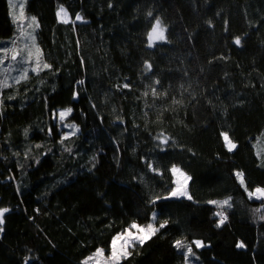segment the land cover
<instances>
[{"label":"trees","instance_id":"1","mask_svg":"<svg viewBox=\"0 0 264 264\" xmlns=\"http://www.w3.org/2000/svg\"><path fill=\"white\" fill-rule=\"evenodd\" d=\"M24 14L51 68L0 89V264H83L153 213L168 224L121 264H184L176 240L203 242L190 264H264V198H249L264 188V0H26ZM19 24L0 0V49ZM173 165L192 199L164 198Z\"/></svg>","mask_w":264,"mask_h":264},{"label":"snow or ice","instance_id":"2","mask_svg":"<svg viewBox=\"0 0 264 264\" xmlns=\"http://www.w3.org/2000/svg\"><path fill=\"white\" fill-rule=\"evenodd\" d=\"M8 2H9L10 8L14 9L17 7L16 0H8ZM18 6L20 8V14L18 17L14 13H10L13 17V23H16L17 20L22 19L24 17L23 0H20ZM62 15H64V16L67 15V13L65 12V10L63 8H61L57 12L58 17H61ZM149 15H151V13H149ZM81 19H82V17H80L79 15L76 16V20H81ZM31 22L32 23H30L28 25L29 28L32 27V24H35L36 27H39L38 23L36 22L35 17H31ZM65 22H67V21H65ZM33 31H34V29H33ZM26 35L30 41L35 40V37L31 32H28ZM164 39H165L164 29L161 27L160 20L157 19L155 24H153L151 26V30L147 33L148 44H149V46H152L156 41H160V40H164ZM234 43L236 45H239L240 44V38L239 37L235 38ZM13 45H15V41H13ZM26 47H28V45H26ZM10 51L13 53L11 55V61L17 62V63H26L27 62L23 57H21L20 61H17V57H18V55H20V53L15 52L14 48L13 49L2 48V49H0V52L5 53V55L0 56V66L4 65L5 59L8 58L6 54L9 53ZM32 56H33V53L31 50H29L28 59L30 60L32 58ZM34 65L35 66L31 69L33 72H38L42 69H50L51 68L50 64L43 63L41 61L39 49H37ZM150 68H151V66L146 64V70H150ZM10 70H12L11 64H9L8 67L3 68V72L0 73V75H3L4 73H9ZM27 74H28V68L25 67L19 71V74L17 76L11 77V79L14 82L18 83L21 79H26ZM8 78L9 77L7 75H4V78L0 79V89H3L4 87H10V85L7 83ZM80 83H83V81H80ZM157 83H159V82L157 81ZM124 87L127 88L128 85L125 84ZM153 93L155 94V89H153ZM145 94L147 95V93H145ZM0 103H2V101H0ZM72 111H73L72 108H67V109L61 110L59 112L60 123H63L65 118L68 117L72 113ZM54 118H55V116H54ZM64 127L68 128V129H72V131L62 134L61 141H60L61 143H63L64 140L68 139L70 136L74 135L76 132L79 131L78 126L71 124V123L64 124ZM49 132H51V129H49ZM221 135L223 137V140L225 141L226 147H228V150L229 151L233 150L236 147V144L230 140L228 133L223 132V133H221ZM160 142L162 144H166L168 141H167V139H161ZM149 167H152V166L149 165ZM154 170L158 171L157 169H154ZM170 171L173 174V176L176 177V179L173 181L175 184V187H172L170 189V191L168 192V196L164 197V198L167 199V198L187 196L188 199H192L191 196L187 195V184L191 178L188 177L185 173H183L175 165L172 166ZM236 175H237V178H238L240 184L242 186H244L245 182L243 179V173L237 172ZM245 190L247 191L246 187H245ZM254 195L256 196L257 199L264 198V188L257 187L253 192H249V198L250 199ZM156 199L159 200V199H161V197H157ZM230 199L231 198L225 199L223 201H209V203L215 204L220 208H223L224 206L231 207V204L229 202ZM153 203H155V201H153ZM8 212H9L8 208H0V225H2L4 223L3 218H4L5 214ZM215 215H217L220 218L219 222L217 224V227H219L220 225H222L224 223V221L227 219V217L223 211H218ZM155 220H156V214L153 213V216H152L153 222L148 223L146 226H143V225H140V224L133 222L129 226V228H126L123 232L118 233L116 236H114L112 238L111 244H110V248H111L110 255L106 258L104 257V249L103 248L96 249L95 253L93 254V257L98 258V259H96V264H121L122 259L127 258L128 256L131 255L129 248H134L137 243L143 244L147 239H150L152 235H154L156 232H158L160 229L164 228L168 224V221L165 220L159 224V227H156L155 223H154ZM2 230L3 229L0 228V231H2ZM133 230H135V231H133ZM192 244H194L197 249L203 246V242L200 240H195L192 242ZM192 244H186L181 240H176L174 242V247H176L177 249H183L184 250L182 253L183 257H184V264H190V258L195 257V253L193 251ZM243 246L244 245L242 243L237 245V247H243ZM93 257L87 258L83 262V264H88V260L93 259ZM25 264H28L27 259L25 261Z\"/></svg>","mask_w":264,"mask_h":264},{"label":"rangeland","instance_id":"3","mask_svg":"<svg viewBox=\"0 0 264 264\" xmlns=\"http://www.w3.org/2000/svg\"><path fill=\"white\" fill-rule=\"evenodd\" d=\"M26 0H23V4H24V2H25ZM19 2H20V0H16V3H17V7L16 8H10V6H9V10H10V13H14L17 17L19 16V14H20V8H19ZM8 4H9V2H8ZM61 9V8H60ZM59 9V10H60ZM58 10V11H59ZM65 10V9H64ZM57 11V12H58ZM66 12V11H65ZM67 13V12H66ZM59 18V20H61V21H68L69 20V16H68V14L66 15V16H64V15H62L61 17H58ZM18 22H20V24H19V32H18V35L14 38V39H12V43L7 47V48H9V49H13L14 48V51L15 52H18V53H20V55H18V57H17V61H20L21 60V57H23L27 62L26 63H17V62H13V61H11V55L13 54L11 51L9 52V53H7L6 55H7V59H5V61H4V65L3 66H0V69L1 70H3V68H6V67H8L9 66V64H11V66H12V69L13 68H15V74H14V77L15 76H17L18 74H19V71L21 70V69H23V68H29L30 67V69H32L35 65H34V61H35V58H36V53H37V49H38V47H37V45H38V43H37V40H36V36H35V29H36V25L35 24H32V27L31 28H29L28 27V25L30 24V23H32L31 22V17H27L25 14H24V17L22 18V19H19V20H17ZM33 29H34V31H33ZM28 32H31L33 35H34V37H35V40L34 41H30L28 38H27V33ZM13 41H15V45H13ZM26 45H28V47H26ZM29 50H31L32 51V53H33V56H32V58L29 60L28 59V52H29ZM5 55V53H3L2 52V54L0 55V56H4ZM24 65V66H23ZM10 72H11V70H10ZM11 77H12V75H11ZM11 77H9V80L11 79ZM8 81V80H7ZM59 112L60 111H58L57 112V117H58V119H59ZM60 120V119H59ZM72 130V129H71ZM264 141V140H263ZM262 141V142H263ZM261 142V143H262ZM263 144H264V142H263ZM264 146V145H263ZM263 146H261L262 147V149L264 150V148H263ZM228 148V147H227ZM261 156V155H260ZM175 179H176V177H175ZM174 187H175V184H174ZM256 189V188H255ZM254 189V190H255ZM253 190V191H254ZM258 195V194H257ZM168 195H166V197H167ZM255 196V195H254ZM175 198H180V197H175ZM147 224H144L143 226H146ZM133 231H135V230H133ZM110 252H111V248H110V246H109V248L107 249V250H104V257L106 258V257H108L109 255H110ZM93 257V256H92ZM96 259H98V258H96V257H93V259H91L90 260V262L88 263V264H96Z\"/></svg>","mask_w":264,"mask_h":264},{"label":"bare ground","instance_id":"4","mask_svg":"<svg viewBox=\"0 0 264 264\" xmlns=\"http://www.w3.org/2000/svg\"><path fill=\"white\" fill-rule=\"evenodd\" d=\"M0 154H1V149H0ZM0 158H1V156H0Z\"/></svg>","mask_w":264,"mask_h":264}]
</instances>
